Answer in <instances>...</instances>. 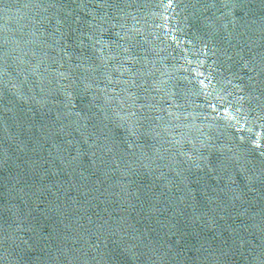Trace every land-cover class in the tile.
<instances>
[{
    "label": "water",
    "instance_id": "water-1",
    "mask_svg": "<svg viewBox=\"0 0 264 264\" xmlns=\"http://www.w3.org/2000/svg\"><path fill=\"white\" fill-rule=\"evenodd\" d=\"M0 264H264V0H0Z\"/></svg>",
    "mask_w": 264,
    "mask_h": 264
}]
</instances>
